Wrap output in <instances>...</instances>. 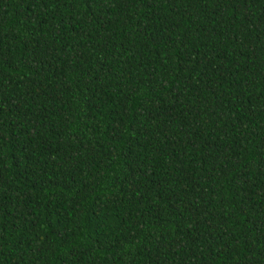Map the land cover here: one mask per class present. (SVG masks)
Wrapping results in <instances>:
<instances>
[{"label": "trees", "instance_id": "1", "mask_svg": "<svg viewBox=\"0 0 264 264\" xmlns=\"http://www.w3.org/2000/svg\"><path fill=\"white\" fill-rule=\"evenodd\" d=\"M0 264H264V0H0Z\"/></svg>", "mask_w": 264, "mask_h": 264}]
</instances>
